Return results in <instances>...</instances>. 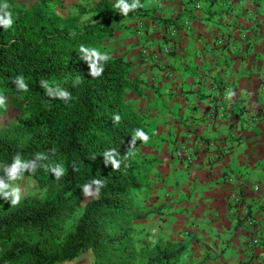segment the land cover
I'll return each mask as SVG.
<instances>
[{"label": "trees", "instance_id": "trees-1", "mask_svg": "<svg viewBox=\"0 0 264 264\" xmlns=\"http://www.w3.org/2000/svg\"><path fill=\"white\" fill-rule=\"evenodd\" d=\"M46 1L26 13L10 8L12 26L0 27V84L31 112L23 120L25 135L0 136V177L16 153L30 160L37 152L49 156L44 163L62 164L66 174L57 181L43 168L24 173L47 189L42 200L28 199L4 211L10 201L0 198V246H5L0 264H63L86 253L94 255L93 264H178L189 243L138 246L135 239L133 222L146 216L139 215L131 201L151 188L159 160L144 156L139 140L129 151L135 131L148 132L140 111L126 96L129 92L141 96L144 85L130 79L131 63L113 57L107 48L120 24L155 19L142 7L123 16L114 7L117 1L109 0L63 17L52 13ZM81 45L110 56L100 77L89 75V64L78 53ZM18 75L24 76L28 92L16 90L12 81ZM77 76L82 82L73 87ZM42 79L67 90L72 99L48 97L40 86ZM115 115L120 116L119 123L113 122ZM109 149L119 153L117 171L104 162ZM74 163L79 171H73ZM93 179L104 182L99 197L85 206L74 228L61 237L65 223L80 206L83 185Z\"/></svg>", "mask_w": 264, "mask_h": 264}, {"label": "crops", "instance_id": "crops-1", "mask_svg": "<svg viewBox=\"0 0 264 264\" xmlns=\"http://www.w3.org/2000/svg\"><path fill=\"white\" fill-rule=\"evenodd\" d=\"M159 1L158 12L142 7L154 22L122 23L108 45L116 50L120 28L131 27L135 38L115 58L130 62V79L144 85L128 103L148 127L140 149L159 160L152 174L164 219L187 231L199 263L264 264V0ZM229 90L235 95L226 99ZM222 102L229 114L213 121L211 109ZM181 142L196 160L180 158ZM209 142L224 155L214 158Z\"/></svg>", "mask_w": 264, "mask_h": 264}, {"label": "rangeland", "instance_id": "rangeland-1", "mask_svg": "<svg viewBox=\"0 0 264 264\" xmlns=\"http://www.w3.org/2000/svg\"><path fill=\"white\" fill-rule=\"evenodd\" d=\"M42 1L43 0H7V3L10 4L11 6L10 8L16 9L19 13H26L35 9ZM98 1L99 0H47L46 4L52 13L58 14L63 17H67V16L77 15L81 10H85V11L92 10ZM109 1L115 2L117 0H109ZM143 5L145 8L148 9L150 8L151 10L154 9L153 10L154 13L158 12V9H160L161 7L159 0H145ZM91 15L92 14L90 13L86 15L85 20ZM152 17L154 16L152 15ZM156 19L159 20L160 18H156ZM134 21H136L137 23H141L139 22L138 19ZM150 21L152 20L149 19L148 22ZM172 22L174 25L177 24L175 23L176 21H172ZM124 27L125 26H122L120 28L124 31L122 33H124L125 35L124 39L122 38L123 43L121 46L119 45V47H116L117 49L115 50L113 46L108 45L110 40L107 42V48L109 49L113 57H117L116 56L117 53L119 54L121 52H124L122 48L129 45L128 38L133 33L129 31L131 30V27L130 28L128 27L124 28ZM145 28L146 27L142 26L143 34L144 32H146ZM122 33H120L119 35H122ZM132 36H134L135 38V35ZM141 36H145V35H141ZM136 48H140V47H138L137 45ZM140 49H141L140 50L141 58L144 59L148 55L147 50H145L144 47H141ZM0 95H3L6 98L5 106L0 107V136H9L11 138H15L18 136L22 137L23 135H25L22 133L23 120L30 116L31 114L30 109L22 101L21 98L15 96V94L12 91L5 89V87H3V85L1 84H0ZM131 99H133V96L131 92H129L126 97V101L130 102ZM143 122H145V120ZM141 151L143 154L142 149ZM155 180L153 181V174H152L151 182H150L151 188L143 190L144 191L143 193L139 194L137 197H134L131 201V206L134 208V210L137 211L139 215L146 216L145 219L135 220L133 222V227L135 229V239L138 242V246H153L155 243L158 242L170 243L174 245L188 243L189 241L188 239L190 237H188L185 234L187 231L177 233L175 225L172 224L171 222L167 224L166 220L164 219V217L167 216L165 215L166 212L164 206H166L167 204L163 203L162 206H160L161 204H159V201L162 199V197H161V191H159V189L161 188V186L157 190H155L154 186H157L155 184L156 182L159 181L157 180L155 182ZM18 183L23 193L21 202L26 201L28 199L42 200L45 198L47 191L45 192L44 189H41L39 185L35 182V180L32 179L31 177H23L22 180L18 181ZM92 199L94 198L85 199L84 195H82L80 200V206L77 209V213L74 217L67 220V222L64 225V230L63 233L61 234V237H64L66 233L70 232L74 228V225L81 217L85 206ZM12 208L14 207H11V203H10L7 207L3 208V210L8 211ZM188 233L191 235V232ZM184 236L186 238H184ZM4 248L5 246H3V248L0 246V254L4 252ZM192 251H193L192 248L191 250L187 251L185 256L181 259V261L178 264H199V259H198L199 257H195ZM94 261H95L94 255L91 253H86L81 255L72 262H67L63 264H93Z\"/></svg>", "mask_w": 264, "mask_h": 264}, {"label": "clouds", "instance_id": "clouds-1", "mask_svg": "<svg viewBox=\"0 0 264 264\" xmlns=\"http://www.w3.org/2000/svg\"><path fill=\"white\" fill-rule=\"evenodd\" d=\"M10 4L7 3V0H0V27L8 30L12 24V12L10 11ZM115 9L123 16H127L129 12L134 11L138 8L144 7L140 3V0H117L114 5ZM81 58L86 60L91 69L89 75L95 79L100 77L104 72L103 64L106 63L110 56L107 53H102L95 47H86L81 45L79 52ZM18 92H28V84L25 81L23 75H18L12 81ZM81 78L77 76L73 81V87H76L81 83ZM40 86L45 89V93L48 97L52 99H59L65 102H68L72 99L70 92L60 87H53L49 84L47 80H41ZM235 95L234 92L229 90L226 93V99H231ZM6 104V98L3 95H0V107H4ZM120 116L115 115L113 117L114 123L120 122ZM148 142L149 136L142 129H137L132 136L130 150L136 146L137 141ZM55 150H53V153ZM119 153L115 149L106 150L103 154L104 162L106 165H111L114 171L119 170L120 160L117 159ZM49 160V156L42 152H37L34 154V159L25 160L22 158L20 153H16L12 158V163L10 165L3 166V177H0V198H3L6 202L11 203V207L18 206L23 197L22 189L18 181L23 179L24 173L35 174L38 169L43 168L46 172H50L54 175L55 179L59 181L66 174V170L62 164H49L44 163ZM73 171H79L76 168L75 163L73 164ZM104 187L103 180L93 179L90 183H86L82 187V192L85 199L88 198H98L101 192V189ZM46 192L47 189H44Z\"/></svg>", "mask_w": 264, "mask_h": 264}, {"label": "built area", "instance_id": "built-area-1", "mask_svg": "<svg viewBox=\"0 0 264 264\" xmlns=\"http://www.w3.org/2000/svg\"><path fill=\"white\" fill-rule=\"evenodd\" d=\"M229 114V107L227 106V104L225 102L220 103V105L218 106H213V108L211 109V113H210V117L212 118V120H216V121H222L224 118H226ZM259 121V117H252L250 119V124H255L256 122ZM188 138H190V135L187 136ZM187 143L181 142V144H179L177 152L180 156V158H182L187 164H189L190 162H193L194 160H196L194 153H192L189 148L186 145ZM207 147L210 148L209 150L214 153V158H219L222 157L225 153L224 149H221L218 145L215 144V142H209L207 144ZM245 219L247 220V222L250 225H253L255 223L254 219L252 217H250L249 215V211H244L243 212Z\"/></svg>", "mask_w": 264, "mask_h": 264}]
</instances>
